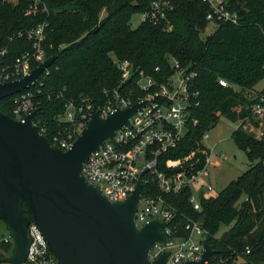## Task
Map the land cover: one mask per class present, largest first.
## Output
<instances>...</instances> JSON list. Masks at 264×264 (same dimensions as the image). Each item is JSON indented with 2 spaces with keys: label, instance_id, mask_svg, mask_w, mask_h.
Returning a JSON list of instances; mask_svg holds the SVG:
<instances>
[{
  "label": "trees",
  "instance_id": "obj_1",
  "mask_svg": "<svg viewBox=\"0 0 264 264\" xmlns=\"http://www.w3.org/2000/svg\"><path fill=\"white\" fill-rule=\"evenodd\" d=\"M41 1L48 15H26L24 0L16 5L0 3V46L8 47L5 60L32 47L23 38L8 43V36L48 21L45 54L56 55V60L48 76L40 77L43 85L34 87L40 92L35 119L42 118L52 131L57 130L53 119L64 107L55 95L63 91L65 97L85 100L94 107L104 105L116 91L138 94L135 81L121 83L116 61H128L134 69L155 78L169 76V61H177L195 75L191 83L199 94V106L191 109L183 140L160 157L158 169L167 175L186 173L188 177L202 170L209 154L203 146L204 134L221 117L241 123L230 136L252 165L216 196L200 193L199 211L188 202L190 188L164 196L177 212L170 227L175 235L187 237L184 226L188 220L201 222L217 251L209 264H235L240 259L243 264H264V135L256 138L242 130L245 119L251 117L252 104L264 99V89H255L264 79V0H226L227 9L239 15L240 24L221 23L206 35L202 33L208 27V6L200 0H173L175 8L167 18L173 25L169 32L164 31L165 23L130 27L131 18L147 11L152 0ZM156 67L160 73L154 72ZM219 79L228 87L220 86ZM49 94L53 96L49 98ZM16 97L0 101V112L13 117ZM46 136L50 140V135ZM191 153L195 155L189 158ZM143 187L145 194L149 187L153 194H160L151 183ZM223 226L228 229L217 237ZM12 249V242L1 241L0 258L10 256Z\"/></svg>",
  "mask_w": 264,
  "mask_h": 264
},
{
  "label": "built area",
  "instance_id": "obj_2",
  "mask_svg": "<svg viewBox=\"0 0 264 264\" xmlns=\"http://www.w3.org/2000/svg\"><path fill=\"white\" fill-rule=\"evenodd\" d=\"M21 0H0V3L17 4ZM27 4L26 15L37 16L38 14L48 15V10L41 0H24ZM208 6L205 21L208 25L217 27L219 24L239 25L240 17L237 12L227 9L226 0H200ZM173 0H152L149 9L138 13L139 23H165L164 31L169 32L173 25L167 21L168 15L174 10ZM49 28L45 20L33 29L18 31L7 37L8 43L13 40L25 39L30 42L31 50L23 51L20 55L6 59L8 47L0 46V84L9 81L20 80L31 73L40 63L47 60L44 42L46 31ZM116 67L121 73V83L135 81L139 93L130 90L127 93L116 91L104 105L94 107L85 100L80 102L73 98L64 96V91L55 95V98L63 101V112L54 119L58 124L55 131L49 127L42 118L35 119L39 102L37 95L40 94L34 87L39 84L40 77L48 76V69L40 74L39 79L31 86L15 95V106L13 119L23 122L24 118L32 113V124L38 128L39 134L50 135L52 147L66 151L72 147L76 137L88 127L91 111L95 110L99 118H106L117 110L126 109L133 104L145 102L144 106L128 120L129 125L117 131L98 151L90 154L84 163L82 172L90 184L101 188L105 198L110 202L123 201L135 189L138 176L141 170L146 169L142 176V187L153 184L160 191V194H153L151 187L147 194L142 189L143 198L134 213L133 220L137 228L159 219L167 225L163 228L166 240L158 243L148 252L150 261L157 259L161 254L169 252L163 264H179L185 261H198L202 254V241L206 233L202 223L188 220L184 226V233L187 237L175 235L176 231L170 227L174 221L176 209L164 200V196L180 193L185 188H190L192 193L189 197L194 210H200V202L193 195L196 191L198 198L200 193L206 197V192L212 190V186L203 180L209 177L207 165L210 163V153L205 158V165L202 170L191 173L167 175L158 169L160 157L177 147L187 132L190 112L193 107L199 106V94L192 87L194 74L184 69L175 60L169 61V76H149L142 71L133 68L128 61H116ZM154 72L160 73L156 67ZM218 84L228 87L225 80L219 79ZM53 94H49L51 98ZM251 117L246 118L242 128L249 130L255 128V135L263 136L264 122V99L261 97L250 107ZM241 123H239L240 125ZM255 136L259 138V136ZM207 137L204 134V138ZM203 138V140H204ZM195 153H191L189 158ZM222 160L226 157L221 155ZM149 174V179L144 176ZM31 243L28 248L27 258L24 264H56L54 255L51 254L45 238L38 227L31 222L29 227ZM5 243L12 242L11 239L3 238Z\"/></svg>",
  "mask_w": 264,
  "mask_h": 264
},
{
  "label": "water",
  "instance_id": "obj_3",
  "mask_svg": "<svg viewBox=\"0 0 264 264\" xmlns=\"http://www.w3.org/2000/svg\"><path fill=\"white\" fill-rule=\"evenodd\" d=\"M47 58L20 80L0 84V101L23 92L51 67ZM145 102L117 110L106 118L91 111L88 127L66 151L52 147L32 124L34 113L23 122L0 112V222L9 232L13 249L0 263L24 264L31 243L33 222L45 238L56 264H163L169 252L150 261L148 251L166 236L165 222L155 219L137 228L133 220L143 198L141 170L134 191L123 201L110 202L99 186L90 184L82 168ZM198 261L209 264L217 254L208 238L202 241Z\"/></svg>",
  "mask_w": 264,
  "mask_h": 264
},
{
  "label": "rangeland",
  "instance_id": "obj_4",
  "mask_svg": "<svg viewBox=\"0 0 264 264\" xmlns=\"http://www.w3.org/2000/svg\"><path fill=\"white\" fill-rule=\"evenodd\" d=\"M11 2L10 4H13ZM104 16V12L101 14V18ZM139 17H132L129 24L132 29H135L139 25ZM215 26L210 24L206 28V30L202 33V35H206L215 30ZM256 91H261L264 89V79L259 82L256 87ZM219 123L210 129L206 133V136L203 140V145L208 149L210 153V163L207 165V169L209 171V177L205 178L203 181L212 186L211 191L206 192V196H216L219 194L223 188L227 186V184L238 178L241 174L245 173L250 169L252 165L247 157L245 152H242L238 148H236L232 138L231 133L236 130L239 123H232L224 118L219 119ZM244 132H247L251 135H255V128H249V130H245L242 128ZM263 135H264V122H263ZM258 132H256V135ZM259 136V135H258ZM259 138H261L259 136ZM221 155L226 157V160H222ZM193 195L198 199V195L196 191H193ZM244 196L239 199L238 205L242 202ZM228 227L223 226L217 233V237H221L222 233L226 231ZM9 239V232L6 227L1 224L0 225V243L2 239ZM7 264V263H0ZM235 264H243L242 259L238 260Z\"/></svg>",
  "mask_w": 264,
  "mask_h": 264
},
{
  "label": "crops",
  "instance_id": "obj_5",
  "mask_svg": "<svg viewBox=\"0 0 264 264\" xmlns=\"http://www.w3.org/2000/svg\"><path fill=\"white\" fill-rule=\"evenodd\" d=\"M203 146H205V145H203ZM206 148V147H205ZM208 150V149H207Z\"/></svg>",
  "mask_w": 264,
  "mask_h": 264
}]
</instances>
